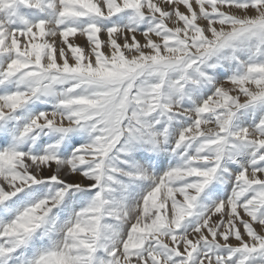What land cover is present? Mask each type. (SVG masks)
Listing matches in <instances>:
<instances>
[{"label": "snow or ice", "instance_id": "6c2138e0", "mask_svg": "<svg viewBox=\"0 0 264 264\" xmlns=\"http://www.w3.org/2000/svg\"><path fill=\"white\" fill-rule=\"evenodd\" d=\"M0 264H264V0H0Z\"/></svg>", "mask_w": 264, "mask_h": 264}]
</instances>
